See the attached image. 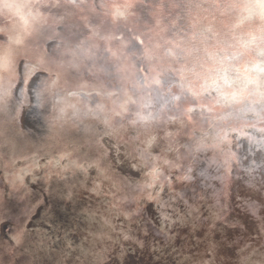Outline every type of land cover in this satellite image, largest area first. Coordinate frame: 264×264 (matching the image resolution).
Wrapping results in <instances>:
<instances>
[{"label":"water","instance_id":"95a60500","mask_svg":"<svg viewBox=\"0 0 264 264\" xmlns=\"http://www.w3.org/2000/svg\"><path fill=\"white\" fill-rule=\"evenodd\" d=\"M145 4L150 3L145 1ZM98 7L96 9L100 12L103 8ZM251 14L253 18L256 16L258 19V25L264 22L258 9L253 8ZM68 30L57 31L58 33L66 31L67 39ZM58 33L56 36H59ZM52 39L55 41L51 42ZM52 39L42 43L46 52L66 41L62 36L59 40L56 37ZM72 42L74 46L77 45V42ZM246 60L248 62L246 64L244 59L225 60L220 64V69L224 66L231 69L229 68V72L222 76L214 69L207 74L206 70L196 66L195 72L201 75H197L194 82L188 80L187 76L181 77L184 85L179 84L177 79H163L159 93H155V97L166 99L168 106L165 109L168 115L136 116V119L129 123L138 127L142 121H146L161 130L162 128L167 130L162 133L160 130L156 131L155 127H149L146 132H154V135L146 139L150 141V145L159 148L157 152L146 156L141 148L135 143L132 144L134 152H139L143 157L140 163L145 158H151L157 162L163 174L161 185L166 187V191L148 190L157 197L160 204L148 199L147 194H137L134 200L129 199L122 182L129 178L132 172L128 170L131 169L111 163L105 167L107 179L97 174V178L88 180V177H85L88 175L85 174L70 180L72 187L81 184L78 191H75L85 200L76 199L78 195L71 187L70 195L75 196L72 204L69 205V198H66L61 204L65 207L63 211L61 209L57 211L59 208L53 204L54 200L48 197L41 184L47 178L44 171L49 175L56 173L55 169L49 166L52 162H58V159L48 158L44 151L34 152L32 138L26 137L30 140V147L26 144L29 140L22 137L24 134L30 135V132L37 134V131L49 128L50 124L45 121L35 122L36 113H40L42 117L52 118L47 98L46 101L36 102L35 110L28 105L34 86L41 85L46 79V72L37 68L35 74L30 75L32 58L29 55L25 56L22 65L19 62L16 64L11 74L12 81H9L14 98L23 97L21 95L23 93L28 95V99L24 102L22 98L17 102L18 105L14 103L20 110L19 119L16 115V120L12 122L13 130L14 133L17 132L15 138H19L20 141L15 143V138L12 137L10 146L3 145L7 147L8 152L0 150V244L10 246L12 244L10 237L16 234L18 228L25 233L26 239L23 243L11 247L16 250L8 253L3 260L1 256L0 264H76L75 256L61 254L63 245L57 241V237L64 238L67 231L79 244L85 235L88 237L85 230L88 227V219L82 218L77 222L74 220L76 217L71 214L73 209L77 210L79 209L77 205L83 204L86 208L99 209L103 213L107 208V201L112 202V208L108 212L110 226L102 225L101 218L104 217L89 219L97 225L93 229L94 233L98 234L93 237L99 238V230L103 229L108 241L100 242V247L95 249L96 256L91 259L90 264H241V249L244 248L245 242L252 244L253 240L249 237L255 236L252 220L246 216L245 211V204L250 195L247 185L252 178L257 181L264 180V65L258 66V69L251 66L255 65L256 56L246 57ZM240 69H243L240 83L223 87L222 81L229 82L232 73L239 72ZM139 82L144 84L143 79ZM102 84L105 83L102 81ZM70 85L68 83V86ZM71 87V90L79 92L80 98L93 100L94 96L88 93L94 92V89L81 90L78 86ZM173 87L174 91L171 90ZM110 90L111 88L108 91ZM180 93L184 97L181 98ZM43 94L45 92L41 94L40 99L43 98ZM103 94L99 95L102 96L100 98H107ZM155 99L151 98L153 102ZM75 109L80 116L88 113L83 109ZM26 112L31 116H26ZM128 113L130 112L125 111L127 117H130ZM155 117L159 118L155 120ZM5 118L8 119L6 116ZM177 120L185 126L171 130ZM122 131L118 129L115 136ZM51 132L52 130H48L45 133ZM60 135L67 146L59 157L66 156L69 160H74L71 157L74 154L69 155L70 147L78 148L80 152L83 147H74L73 143H67L66 140L72 137L74 139L76 136L67 133ZM21 141L22 144H19ZM25 144L30 147L27 153L21 152L24 147H18ZM118 149L117 151H120V148ZM150 150L148 148L147 153H150ZM165 150L168 153H164ZM135 153H132L134 156L131 155L130 160L138 155ZM123 155L122 159L125 160L128 156ZM69 160L64 161L63 169L68 168ZM93 171L90 169L87 173ZM135 179L143 183L142 176ZM64 183L67 189L69 184ZM112 183L119 200L115 194L111 197L108 195L107 201H104L105 208H101L102 199H97L91 189L95 186L108 191V186ZM240 187H244V190ZM63 193L65 196L68 194ZM172 193L179 194L182 199H170ZM186 204L191 207H186ZM61 214L64 215L63 218ZM258 215L264 216V211ZM44 216L48 217L47 223L51 228V239L56 242V250L48 245L43 250L37 249L38 231ZM163 216L168 217L167 221ZM53 219L56 220L55 224L51 223ZM125 235L130 239H123ZM93 237L89 236L85 243H92ZM137 241L143 242L144 246L140 247ZM210 244L214 245V251L209 247ZM25 252L31 253L29 260L22 256L26 255Z\"/></svg>","mask_w":264,"mask_h":264},{"label":"bare ground","instance_id":"6f19581e","mask_svg":"<svg viewBox=\"0 0 264 264\" xmlns=\"http://www.w3.org/2000/svg\"><path fill=\"white\" fill-rule=\"evenodd\" d=\"M142 1L143 0H131L130 3V0H113V3L133 4L134 15L126 21L113 22L109 20L106 26L100 29L99 36H93L91 32L85 29L84 23L80 20L81 16L70 18L66 27L56 28L53 26L51 29V39L52 37H56L57 40H59L60 36L66 39V31L58 33L57 30L69 29L68 31L72 34L73 41L87 40L92 47L91 59L86 60L85 65L81 67L79 71L62 72L63 79L71 84L70 86L67 85L68 88H72L71 86L79 87V85L83 84L85 85V90L94 89L93 93H104L103 95L107 98L101 99L100 97L102 96L91 95L94 96L93 100H85L83 97H79L81 96L79 92H77L78 95L76 99L65 97V85L62 82L61 87L52 89L48 95L43 94V98L40 99L41 94L44 93V82L48 79V73H46V79L43 80L41 85L34 86L32 90L33 93H31L32 97L28 105H31V109L35 110L34 107H37L35 103L39 102V100L46 101L47 98V100H49V108L51 109L49 114L52 116L53 114L59 115V113H55V107L57 102L60 101L61 107L65 109H67L69 105H74L77 106L75 108H79V110L83 109V111L88 112L87 115L89 112L98 113L101 120L108 119L112 121L113 127L116 129V131L109 136L105 134V126L102 123H99L97 120H86L85 123L93 130L91 138H88V135L81 129L80 120L68 118L66 122L61 121L62 127L53 128L49 125V128L47 127L42 130L43 132L37 131V134L30 132V135L24 134L22 136L23 138H32V142L35 145V149L32 148L34 152L44 151L48 158L58 159V162H52L49 166L55 169L54 171H56V173L49 175L48 172L44 171L47 178H45L46 181L41 184L47 191L46 194H48V197L54 200L53 204H56V207L59 208L57 211L65 208L62 207L61 204H63L66 198H72L71 201L68 199V204H72L73 197H75L70 195L72 188L74 191H78L81 186V184H77L72 187V182L69 183L70 180L85 174L88 175L85 176L88 177V180H92L93 177L97 178L99 175L96 170L90 173H87L89 170L86 173H79L70 168H67L68 170L63 169L64 161L66 159L69 160V158L65 156L66 159L62 162L60 161L59 155H61L64 148L67 146V144L62 141L60 134L67 133L76 136L74 139L72 137L70 140H66L67 143H73L74 147H83L82 152L78 151V148L73 149V147H70L69 153L74 154L71 156L72 159L78 160L80 157L86 155H92L93 158L104 156L103 159L106 162L105 167L107 164L114 163L121 168H130L131 171L128 170V172L133 173L135 169L131 168V165L140 163L143 157L139 155V152H134L132 144L135 143V145L141 148L143 153L147 156L159 151L158 147L153 144L150 145V141L146 139L148 136L150 138L151 135H154L153 131L146 133L149 127H155L156 131L160 130L162 133L167 132V130L163 128L161 130V128L153 126L152 123L150 124L146 121L139 122L140 126L138 127L129 124L131 120L136 119V116L143 117L149 114L168 115L165 109V107L168 106L166 99L163 98L162 100L155 97V93H159L163 79H177L179 84L184 85V80L180 78L187 76L188 80L194 82V79L197 78L196 76L201 75L195 72L194 67L196 66L206 70L207 74L212 71L211 69H214L219 76H222V74L229 72V68L231 69V67L225 68L224 66L220 69V64L229 58L232 60L244 59L246 64L248 63L246 57L254 58L256 56V63L251 66L257 68L258 66L264 65V22L262 21L263 23H259L258 25V19L256 16L253 18L251 14L253 8L261 12L258 5L262 0L143 1L144 3L148 1L150 3L149 5H144ZM256 2L258 3L257 5ZM77 3H80V0H77ZM84 3L86 4L84 8L72 9L71 6L67 9L53 8L51 12H47L45 15L59 19L65 11H75L81 13L82 17L88 21L89 27L91 28L92 25L97 24L99 16L103 14V9L99 12L96 8L97 6H99L98 8L102 7L104 0H95L94 7L92 6V0H84ZM8 23L9 21L5 19L0 25L7 26ZM57 33L59 36H56ZM89 37H91L90 40ZM53 40L54 39H52L51 42ZM41 43H43V41ZM55 45H57L56 42ZM42 48L43 51L40 55L49 53L46 57L47 63L45 67L52 71H60L61 64L65 65V68H67V63L69 61L73 63L76 62L73 61L71 55H68L66 58L63 56L65 51L63 48L56 49L57 47H53L49 49L51 53L44 50L46 49L44 48V44H42ZM29 57L32 58L31 54H29ZM242 70L243 69H240L239 72L232 73L229 82L226 80L222 81L221 84H223V87L239 84L241 81L240 78L243 77V74L241 76ZM140 75H142L140 80L143 79L144 84L139 82L140 80L138 78ZM10 81H12V78ZM102 81L105 84H102ZM6 83L10 82L6 81ZM216 84L217 82L215 85ZM110 88L111 90L108 91ZM173 89L175 88L173 87L171 90ZM21 95L23 97L19 96L18 98H14L11 87V96L8 100V111L5 112L3 117V129L6 137L8 136L9 130H13L14 126L10 119L9 112L14 106L16 107V105H18L17 102L19 100L23 98V101L26 102L28 99L27 94L23 95L22 93ZM179 95L181 98L184 97L182 93ZM109 98L111 99L110 101ZM151 98H156L157 100L155 99L153 102ZM81 99L83 102L78 103ZM14 103H16V105H14ZM122 105L126 107L122 109ZM101 109L102 112H100ZM125 111L130 112L128 114L131 116L127 117ZM114 112H120L121 115L118 118H114ZM16 115H18L19 119L18 112ZM87 115L84 114L82 116ZM5 116L8 117V119L5 118ZM158 118L159 117H155L154 119L156 120ZM45 122L48 123V121ZM172 126L175 127L171 130H177L180 126L183 127L185 125L177 120L175 125ZM118 129H122L123 131L118 136H115L117 135ZM48 130H52V132L50 134L45 133ZM109 131L112 130L109 129ZM16 134L17 132L14 133V138ZM14 140L15 143L20 141L17 137ZM22 142L23 141L19 142V144H22ZM28 142L26 144L30 146V140ZM6 144L10 146L9 143L5 142L4 145ZM26 144L18 145L19 148L24 147L21 152H29L27 150H29L31 146L28 147ZM6 146H3L2 151L8 152ZM118 148H120V151H117L119 150ZM148 148L151 149L149 151L150 153H147ZM132 153L138 155L130 160L131 155H133ZM164 153L168 152L165 150ZM123 154L128 156L125 160L122 159L124 156ZM63 175H68L69 177ZM99 177L103 178L101 175H99ZM64 182L69 184L67 189H65L66 184ZM113 185L114 183L108 186V189H112L109 196L111 197L114 193L116 199H118L119 196ZM240 189L244 190V187H240ZM76 191L75 193L78 195L76 199H84V197H80ZM63 192L68 194L65 196ZM121 193L123 194V192ZM80 200H78L79 203ZM87 201H89V199H87ZM57 202H59V205H57ZM82 206L84 205L82 204ZM61 215L63 218L64 215ZM76 216H79V209L76 210L74 217ZM82 218L83 217L79 220ZM79 220L77 222H80ZM91 222L92 221L88 219V227L85 229L88 237H93V235L98 234L94 233L95 229H93L97 225ZM48 247L53 250L57 248L56 246L50 245H48ZM50 248L47 249L50 252H54L50 250ZM0 249H2V251H0V257L3 256L2 260L8 253L10 254L12 250H16L5 244H0ZM25 253L26 255L22 256L27 257L26 259L29 260L28 258L31 253Z\"/></svg>","mask_w":264,"mask_h":264},{"label":"snow or ice","instance_id":"6c2138e0","mask_svg":"<svg viewBox=\"0 0 264 264\" xmlns=\"http://www.w3.org/2000/svg\"><path fill=\"white\" fill-rule=\"evenodd\" d=\"M95 0H92V6L94 7ZM71 6L72 9L84 8L86 4L84 0H0V22L5 19L9 21L7 26H0V150H2L5 142L11 144L12 137L14 135V130L10 129L8 136L6 137L3 129V117L6 111H8V100L11 96V84L6 83L10 81L11 74L19 62L23 64V58L26 55L31 54L32 56V67L29 69L30 75L35 74L36 69L39 68L43 72L48 73V79L44 82L45 88L44 92L47 95L52 89L59 88L63 84L65 85V97L76 99L78 93L67 87L68 81L63 79L62 72H75L79 71L81 67L85 65V61L91 59L92 47L90 43L86 41H77V45H73V36L69 32L65 43L58 45L57 49L63 48L65 51L63 56L66 58L71 55L73 61L67 63V68L65 65H60V71H52L45 67L47 63V53L40 55L43 51L42 41L51 39L49 33L54 25L56 26H67V22L70 18L75 16H81L80 20L84 23V27L88 32H91L93 36H99L100 29L104 28L109 20L116 21H126L134 15V5L129 3H113V0H104L103 3V14L99 16L97 24L89 27L88 21H86L81 13L78 12H68L65 11L59 19L55 17L46 16L45 13L51 12L53 8L57 9H67ZM261 9V19H264V0L258 5ZM107 9V11H105ZM59 15V13H58ZM98 26V27H97ZM91 37H89V40ZM81 90L85 85H79ZM88 95H97L99 92H89ZM82 99L78 103H82ZM126 106L122 105L121 108ZM20 109L13 107L9 112L11 121L16 120V113ZM102 112V109L100 110ZM55 113L59 115H52V118L42 117L40 113H36L35 122L48 121L51 127L58 128L62 127L61 121L66 122V119H79L82 131L91 138L92 128L85 123L86 120H97L105 126V134L111 136L116 129L113 127L112 121L108 119H102L98 113H91L87 116L78 115L77 110L74 105H69L67 109L61 107V102H57L55 107ZM26 116H31L30 113H25ZM121 115L120 112H114V118H118ZM111 129L112 131H109ZM71 155V154H69ZM61 160L66 159V157H60ZM105 161L103 157L93 158L92 155H86L80 157L78 160H69L67 167L75 172L86 173L88 170H96L99 175H103L107 179V170L105 169ZM131 168L135 169L133 173L130 174L129 178L124 180L123 187L127 190L128 198L135 199L137 194H147L148 199L160 204L157 197L149 192V189L153 191H166V187L161 185V180L163 178L162 172L157 166V162L151 160V158L143 159L142 163H134ZM137 176L143 177V183H140L135 179ZM250 189V195L247 203L245 204L246 216L252 220L253 230L255 236H250L249 239L253 240L252 244L245 242L244 248L241 249V264H264V216L258 215L261 211H264V180L257 181L252 178L247 185ZM92 193L97 197V199H102L101 208H105L104 201H107L109 193L112 189L105 191L98 187H93L91 189ZM114 195V193H113ZM182 199L179 194L172 193L170 199ZM72 198H69L71 201ZM167 204V202H164ZM79 208V216H76V221L81 217L84 219H93L104 217L101 219L103 226H110V217L108 216L109 210L112 208V202L107 201V208L103 213L99 209L86 208L82 205H77ZM186 207L191 206L186 204ZM72 215L76 214V210L73 209ZM188 213L186 212L185 215ZM31 219V217H26ZM219 218V217H218ZM163 219L167 221L168 217L163 216ZM48 217L44 216L41 219V228L38 231L39 240L37 241V249L43 250L46 245L55 246L56 242L51 239V228L47 223ZM74 221V222H76ZM52 224L56 223V220L51 221ZM44 229H47L45 231ZM78 231V229H77ZM100 231V237H93L92 243H85L88 237L85 236L79 244L76 243L74 239L71 238L69 232H65L64 238L57 237V241L63 245L61 249L62 255L75 256L76 264H90L91 259L96 256L95 249L100 247V242L103 240L107 243L105 238V233L103 229ZM127 240L130 239L129 236L125 235L122 237ZM12 244L10 247H14L24 242L26 239L25 233L19 228L15 235L10 237ZM140 247L144 244L141 241H137ZM163 243V241H162ZM209 247L214 251V245H209ZM2 251V249H0Z\"/></svg>","mask_w":264,"mask_h":264},{"label":"rangeland","instance_id":"374dc122","mask_svg":"<svg viewBox=\"0 0 264 264\" xmlns=\"http://www.w3.org/2000/svg\"><path fill=\"white\" fill-rule=\"evenodd\" d=\"M176 63V62H175Z\"/></svg>","mask_w":264,"mask_h":264}]
</instances>
